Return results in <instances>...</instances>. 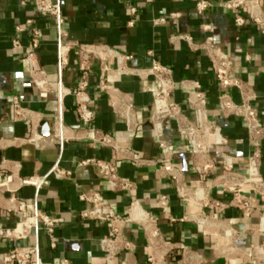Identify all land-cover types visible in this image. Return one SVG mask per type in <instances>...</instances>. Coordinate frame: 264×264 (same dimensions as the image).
Here are the masks:
<instances>
[{"label":"crops","instance_id":"obj_1","mask_svg":"<svg viewBox=\"0 0 264 264\" xmlns=\"http://www.w3.org/2000/svg\"><path fill=\"white\" fill-rule=\"evenodd\" d=\"M58 1L65 17L64 27L71 40L86 44L102 43L122 54H130L134 58L128 64L133 68H147L155 60L166 66L174 82L173 98L182 105L186 115L192 116L194 111L187 105L185 84L200 83L208 96V119L221 127L228 140L227 144L213 148L215 167L207 178L209 186L213 176L222 170L220 160L224 153L234 157L237 169L245 170L252 148L245 123L238 117L223 118L217 108L218 97L223 90L214 79L205 52L193 47L209 38L226 52L234 62L235 76L256 95L253 105L259 109L264 122V36L250 22L243 29L234 25L236 15L248 18V8L224 10L221 7L224 0H207L210 6L201 15L195 7L198 0ZM130 6H135L138 11L133 26L129 25ZM262 6L264 10V0ZM170 12H179L180 16L168 19L164 24H154V19L167 17ZM28 18L35 19L44 32L36 65L45 70L47 79L61 81L69 88L76 87L80 80L78 59L74 53L65 71L59 73L57 69V33L53 20L38 17L33 0H0V165L3 166L0 183L12 178L9 189L0 188V226L13 227L21 219L22 212L14 211L19 201L27 204V215L45 214L57 224L53 239L47 235L40 221L39 228L24 239L0 240V253L18 246H37L43 264H60L63 259H67L69 264H107L101 240L110 237L109 225L81 216L90 205L82 202L79 195L91 189L101 190L108 203L125 218H129L130 202L134 198L144 209L157 215L167 242V258L172 264H182L179 260L183 250L198 253L204 264H228L222 254L225 237L206 234L195 223L180 220L194 211L217 215L231 225L238 232L235 244L246 256L251 245L262 243L257 227L264 209V197L256 195L252 187L243 189L260 207L251 217H243L233 207L216 214L193 200L180 199L175 192L174 181L161 174L164 164L172 162L181 169L184 183L195 185L198 181L191 149L186 139L177 133L176 121L172 122L169 146H159L150 121L152 92L160 88V83L153 76L145 79L134 75L118 77L112 70L113 63H105L107 79L124 94H131L135 103L139 127L131 133L125 119L113 109L107 95L99 90L101 65L93 63L88 77V92L95 120L84 126L78 117L74 96L67 95L63 113L66 130L62 137H57L54 134V94L42 92L31 79L26 60L31 50L29 33L17 29ZM205 23L212 26L211 31H202ZM181 34L191 36L193 46L185 40L171 41L172 36ZM16 40L19 47L13 45ZM247 55L250 61H246ZM228 93L235 102L242 101L237 88L229 89ZM14 97L30 110L24 120L15 121L11 117ZM33 126L40 136L37 141L30 140ZM46 126L49 127L48 132L44 130ZM88 130H101L112 135L118 148L133 150L139 157L150 161V165L136 168L129 158L118 159L113 147L101 146L87 138ZM91 157L115 162L119 173L135 183V191L114 192L95 166H78L80 160ZM54 164L70 170L72 174L56 178L50 172ZM261 172L264 177V141ZM32 176L43 178L39 187L20 184L21 178ZM209 192L211 197L229 202L230 195L224 189L212 187ZM160 195L168 197L164 209L158 205ZM123 234L133 248L121 252L116 264H150L151 250L147 247L142 227L127 222ZM52 241L55 247L51 246Z\"/></svg>","mask_w":264,"mask_h":264},{"label":"built area","instance_id":"obj_2","mask_svg":"<svg viewBox=\"0 0 264 264\" xmlns=\"http://www.w3.org/2000/svg\"><path fill=\"white\" fill-rule=\"evenodd\" d=\"M153 1V0H149ZM263 0H224L221 7L224 10L240 11L248 8L250 14L248 18L236 15L234 25L237 29H243L250 22L257 27L260 34L264 36V10ZM38 17L53 20V26L57 33V59L56 65L59 73L65 71L69 64L72 53L78 59V70L80 80L76 87H66L61 81L52 82L46 77L43 68L36 65L38 51L44 37L43 30L36 24L35 19L28 18L24 25L17 26L19 31H27L30 37L31 50L26 56L30 67L31 79L37 87L44 93L54 94L55 104V132L57 137H62L66 130L63 125L64 99L67 95L75 98V106L78 117L84 126L90 125L95 120V111L90 107L91 97L88 92V77L93 63L101 65V72L98 80V87L107 98L113 109L125 119L127 130L135 133L139 127V122L135 114V103L131 94H124L118 87L114 86L107 79L108 67L105 63L112 62V70L118 77L127 75L138 76L145 79L153 76L160 83V88L152 92L153 109L150 121L152 128L158 138L159 146L167 148L169 133L172 131V122L176 121V131L187 141L191 149L193 161L195 163L198 181L195 185H188L182 179V171L176 164L169 162L164 164L161 174L163 177H170L175 183V192L180 199L193 200L200 203L205 209H212L216 214L221 213L227 207H233L240 211L243 217H251L260 209L256 205L252 195L243 192L246 186L254 189L255 194L264 197V177L261 172L262 146L264 141V122L261 119L259 109L253 105L256 95L234 73V62L226 52L215 45L209 38L193 49L202 50L207 55L212 74L218 86L223 92L218 97L217 108L223 118L238 117L246 126L248 137L252 143V148L247 156V163L244 171L236 168L234 157L224 153L220 160L221 172L213 176L212 184H207V178L215 167L213 158V148L223 146L228 140L223 136L221 127L209 121L208 96L200 83H186V102L193 111L192 116L186 115L182 105L173 98L174 82L169 69L153 61L147 68L130 67L129 62L134 58L130 54H122L113 47L102 43H80L69 38V33L65 29V17L58 0H33ZM210 6L207 0H198L196 10L203 14ZM137 8L129 7V25L133 26L137 16ZM180 16L179 12H170L167 17L154 19V24H164L168 19H175ZM212 26L208 23L202 25V31H211ZM185 40L193 46V39L189 35H176L171 37L172 42ZM13 45L19 47L18 40ZM151 54V52H149ZM249 55L246 61H250ZM237 88L241 94L242 101L235 102L228 93L229 89ZM30 110L24 107L17 97L11 101V117L13 120H24ZM40 138L35 127H32L31 141ZM87 138L101 146H111L116 150L118 159L129 158L136 168L150 165V161L139 157L136 152L130 149H121L116 146L115 138L101 130H88ZM93 165L99 175L104 178L114 192L131 193L135 191V183L119 173L118 165L110 160L99 158H87L80 160L78 166ZM3 166L0 165V171ZM56 178H65L72 173L70 170L61 168L54 164L50 170ZM42 177H26L19 180L22 185H34L39 187ZM12 178L0 183V188L9 189ZM220 187L230 195L228 203L211 197L210 189ZM79 199L90 205L84 209L81 216L85 219H94L106 223L110 227V237L101 240V247L105 252L107 264H116L118 255L123 251H131L133 248L123 234L125 224L133 222L142 227L146 235L147 247L151 250L148 258L150 264H172L167 258V242L163 237L159 227V217L144 209L137 198L130 202V215L125 218L119 215L112 207L101 190L91 189L82 192ZM168 204V197L160 195L158 205L164 209ZM27 204L19 201L14 211L22 212L21 219L13 227L0 226V240L13 241L28 237L34 229L39 228L40 221L42 228L47 235L53 239L56 223L45 214L35 216L27 215ZM174 221V219H171ZM181 221H191L206 234L223 236L226 243L223 246L224 256L228 264H262L264 262V209L259 217L257 232L262 235V243L251 245L250 252L246 256L235 244L238 232L223 219L209 215L206 211H194L184 216ZM55 247L54 241L51 243ZM182 264H204L203 257L198 253H189L183 250L179 260ZM0 264H43L37 246H18L11 250L0 253ZM60 264H69L67 259L60 261Z\"/></svg>","mask_w":264,"mask_h":264},{"label":"water","instance_id":"obj_3","mask_svg":"<svg viewBox=\"0 0 264 264\" xmlns=\"http://www.w3.org/2000/svg\"><path fill=\"white\" fill-rule=\"evenodd\" d=\"M44 130L48 132V131H49V127H48V126H46V129H44Z\"/></svg>","mask_w":264,"mask_h":264}]
</instances>
